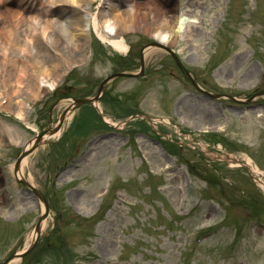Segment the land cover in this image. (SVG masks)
Instances as JSON below:
<instances>
[{
    "label": "rangeland",
    "instance_id": "374dc122",
    "mask_svg": "<svg viewBox=\"0 0 264 264\" xmlns=\"http://www.w3.org/2000/svg\"><path fill=\"white\" fill-rule=\"evenodd\" d=\"M150 1L149 17L154 2L163 5ZM170 2L186 20L169 46L129 30L113 35L128 46L119 52L91 31L79 68L37 102L26 92L22 106L14 97L0 108V264L14 253L15 264H264V0ZM140 71L111 80L99 101L103 115L123 126L105 128L93 105H79L59 137L23 151L50 135L73 101L94 97L105 78ZM27 82L33 75L23 91ZM214 95L259 106L239 112ZM224 152L242 164L216 158ZM22 153L29 162L16 180ZM170 164L177 168L166 170ZM34 189L49 211L29 241L42 214ZM99 207L107 214L93 217Z\"/></svg>",
    "mask_w": 264,
    "mask_h": 264
},
{
    "label": "bare ground",
    "instance_id": "6f19581e",
    "mask_svg": "<svg viewBox=\"0 0 264 264\" xmlns=\"http://www.w3.org/2000/svg\"><path fill=\"white\" fill-rule=\"evenodd\" d=\"M9 1L12 0H0V86L6 87L9 96V101L3 106L5 109H9L14 97L17 101L15 107L22 106L21 97L26 92L32 99L45 93L54 79L76 62L74 54L81 51L90 27L102 42L119 52H126L128 46L125 39L113 37L117 32L142 30L152 34L159 46H169L175 27L180 28L186 20L184 16L175 14L170 0H162L163 5L154 2L153 16L150 17L144 5L152 6V3L139 4L136 0H13L12 5H6ZM92 1H97L94 10L90 7ZM110 13L111 19L107 21ZM149 20L154 22V27H149ZM175 23H178L177 26ZM189 31L185 29L183 35L190 38ZM148 48L145 55L150 52ZM32 75L34 83L29 85L27 82L28 89L23 91L24 80L28 81ZM60 135L61 131L45 135L42 141ZM33 145L29 142L25 146L26 151L29 152ZM29 156L26 155L16 169L18 178L23 177ZM216 158L228 161L233 167L242 164L238 163L237 157L226 152ZM247 161V164L251 163L249 158ZM46 210L42 204L44 217ZM44 226L45 223L41 222L37 230ZM37 230L30 235L29 241L35 237ZM16 262L13 258L7 264Z\"/></svg>",
    "mask_w": 264,
    "mask_h": 264
},
{
    "label": "water",
    "instance_id": "95a60500",
    "mask_svg": "<svg viewBox=\"0 0 264 264\" xmlns=\"http://www.w3.org/2000/svg\"><path fill=\"white\" fill-rule=\"evenodd\" d=\"M90 102H92L91 99H81V100L75 101V105L86 104V103H90ZM64 117H65V113L61 116V118L59 120V125L56 128L61 126V124H62V122L64 120ZM54 131H55V129H54ZM40 142H41V136L37 138V144H40ZM22 157H23V154L17 160L16 165H15V169L18 168V166H19V164H20V162L22 160ZM41 199L43 200L42 197H41Z\"/></svg>",
    "mask_w": 264,
    "mask_h": 264
}]
</instances>
